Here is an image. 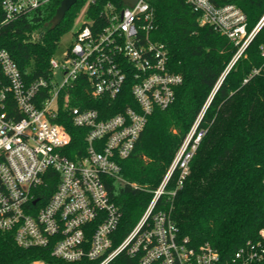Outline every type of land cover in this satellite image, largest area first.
Returning <instances> with one entry per match:
<instances>
[{"label": "built area", "instance_id": "1", "mask_svg": "<svg viewBox=\"0 0 264 264\" xmlns=\"http://www.w3.org/2000/svg\"><path fill=\"white\" fill-rule=\"evenodd\" d=\"M47 2L0 0L2 24ZM96 2L89 0L87 6ZM187 2L200 24L239 47L233 63L264 27L263 15L249 32L246 14L232 3ZM100 17L82 20L64 58H51L47 78L29 82L10 53L0 50V231L11 232L20 248L48 249L55 264H262L264 229L261 240L248 241L224 259L210 244L194 246L182 238L171 211L164 209L168 203L162 205L166 196L176 197L190 175L207 133L200 124L208 104L139 220L122 228L123 213L108 184L125 183L123 161L133 154L150 116L174 103L183 77L169 69L166 46L151 40L155 12L149 0L133 6L108 2ZM259 51L264 59V42ZM261 71L254 69L250 78ZM129 84L134 104L122 112L103 119L98 109L88 107L92 101L117 100ZM69 120L85 130L86 150L76 160L65 154L71 135L64 122ZM175 174V186L168 189ZM29 264L52 263L36 259Z\"/></svg>", "mask_w": 264, "mask_h": 264}, {"label": "trees", "instance_id": "2", "mask_svg": "<svg viewBox=\"0 0 264 264\" xmlns=\"http://www.w3.org/2000/svg\"><path fill=\"white\" fill-rule=\"evenodd\" d=\"M212 1L241 8L249 32L264 15V0ZM61 2L49 0L7 24H2L0 7V50L10 53L29 82L51 74V58L89 0H78L52 29L46 24ZM108 2L123 6L121 0H97L89 5V18L101 19ZM149 2L155 12L151 40L166 46L169 69L180 74L183 83L174 103L150 116L133 154L122 163L125 183L111 180L110 195L123 213L122 228H132L208 104L200 124L207 133L191 162L190 175L176 197L168 200L166 196L162 205L168 203L164 209L171 211L182 238H189L194 246L210 244L222 258L231 259L248 241L261 240L264 229V59L259 51L264 27L233 63L239 47L211 26L200 24L199 14L187 0ZM256 68H262L261 73L250 78ZM130 84L117 100L92 101L88 107L98 109L103 119L122 112L134 104ZM81 92L89 99L86 90ZM64 125L71 135L65 154L76 160L86 150L85 130L70 120ZM177 177L168 189L174 188ZM48 252L20 248L11 232L0 231V264H29L36 259L55 264Z\"/></svg>", "mask_w": 264, "mask_h": 264}, {"label": "rangeland", "instance_id": "3", "mask_svg": "<svg viewBox=\"0 0 264 264\" xmlns=\"http://www.w3.org/2000/svg\"><path fill=\"white\" fill-rule=\"evenodd\" d=\"M87 4L82 9L78 18L76 19L75 26H74L73 30L71 32H69L68 34H66L62 38V40L60 41L59 46H58V48H57V50L53 56L56 60L60 61L64 58L65 54L68 51L69 46L71 45V43L73 41L74 32L79 28L83 19H86V18L89 19V13L90 12L88 11L89 7L87 6Z\"/></svg>", "mask_w": 264, "mask_h": 264}, {"label": "water", "instance_id": "4", "mask_svg": "<svg viewBox=\"0 0 264 264\" xmlns=\"http://www.w3.org/2000/svg\"><path fill=\"white\" fill-rule=\"evenodd\" d=\"M78 0H62L56 14L46 26L51 25L52 29L56 28L64 19L67 12L77 3ZM123 4L133 6L138 0H121Z\"/></svg>", "mask_w": 264, "mask_h": 264}]
</instances>
